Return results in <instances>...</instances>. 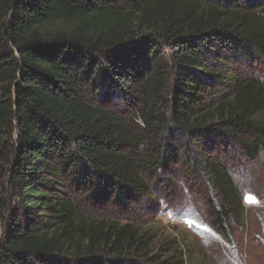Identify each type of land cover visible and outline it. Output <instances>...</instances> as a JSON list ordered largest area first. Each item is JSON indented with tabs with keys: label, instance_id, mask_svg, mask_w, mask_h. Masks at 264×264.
Segmentation results:
<instances>
[{
	"label": "trees",
	"instance_id": "1",
	"mask_svg": "<svg viewBox=\"0 0 264 264\" xmlns=\"http://www.w3.org/2000/svg\"><path fill=\"white\" fill-rule=\"evenodd\" d=\"M259 62L264 0H0V264H187L68 190L127 213L158 173L231 243V173L264 152Z\"/></svg>",
	"mask_w": 264,
	"mask_h": 264
},
{
	"label": "rangeland",
	"instance_id": "2",
	"mask_svg": "<svg viewBox=\"0 0 264 264\" xmlns=\"http://www.w3.org/2000/svg\"><path fill=\"white\" fill-rule=\"evenodd\" d=\"M258 67L254 72L264 80V64L259 62ZM231 174L246 212L244 224L232 227L229 244L209 227L206 208L182 181L183 173H158V179L148 182V195L130 206L127 213L108 203L93 206L74 187L68 190L82 214L109 222L131 218L141 233L148 232L153 237V252L171 242L172 249L180 251L187 264H264V152ZM168 190L169 194L163 195ZM246 196L254 197L258 203H246ZM3 203L0 240L10 225L9 214L16 207L7 195Z\"/></svg>",
	"mask_w": 264,
	"mask_h": 264
},
{
	"label": "snow or ice",
	"instance_id": "3",
	"mask_svg": "<svg viewBox=\"0 0 264 264\" xmlns=\"http://www.w3.org/2000/svg\"><path fill=\"white\" fill-rule=\"evenodd\" d=\"M245 201L246 203H250V204L258 203L257 201H255V198L251 196H246Z\"/></svg>",
	"mask_w": 264,
	"mask_h": 264
}]
</instances>
